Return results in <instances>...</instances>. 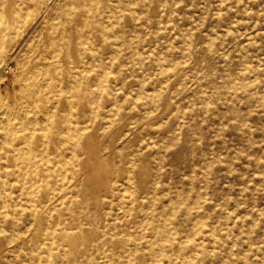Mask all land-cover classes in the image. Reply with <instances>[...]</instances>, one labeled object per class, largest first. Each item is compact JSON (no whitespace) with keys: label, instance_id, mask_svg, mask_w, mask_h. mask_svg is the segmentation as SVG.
Instances as JSON below:
<instances>
[{"label":"rangeland","instance_id":"rangeland-1","mask_svg":"<svg viewBox=\"0 0 264 264\" xmlns=\"http://www.w3.org/2000/svg\"><path fill=\"white\" fill-rule=\"evenodd\" d=\"M0 46V264H264V0H0Z\"/></svg>","mask_w":264,"mask_h":264},{"label":"bare ground","instance_id":"bare-ground-1","mask_svg":"<svg viewBox=\"0 0 264 264\" xmlns=\"http://www.w3.org/2000/svg\"><path fill=\"white\" fill-rule=\"evenodd\" d=\"M2 44V43H1ZM1 47V46H0ZM3 101V100H2ZM34 101V100H33ZM33 103V102H32ZM53 110V109H52ZM2 113V112H1ZM24 115V114H23ZM4 119V118H3ZM7 119V118H6ZM50 119V118H49ZM45 122V121H44ZM27 124H28V122H27ZM25 127V126H24ZM69 129V128H68ZM39 130V129H38ZM41 130V129H40ZM29 134H30V132H29ZM42 136V135H41ZM42 138V137H41ZM79 150V149H78ZM96 151H97V149H96V146L94 145V144H90L89 146H88V150H87V156H86V158H88V159H90V158H96L97 156H96ZM99 164H100V162H98L97 163V165H95V168L96 167H98L99 166ZM101 168V167H100ZM91 191H94L93 189L91 190Z\"/></svg>","mask_w":264,"mask_h":264}]
</instances>
